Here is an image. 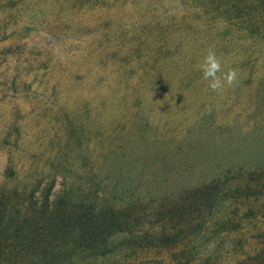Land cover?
<instances>
[{
  "label": "rangeland",
  "instance_id": "obj_1",
  "mask_svg": "<svg viewBox=\"0 0 264 264\" xmlns=\"http://www.w3.org/2000/svg\"><path fill=\"white\" fill-rule=\"evenodd\" d=\"M209 48L236 86L208 87ZM14 194L37 229L76 215L49 229L77 251L32 264H264V0H0L2 225Z\"/></svg>",
  "mask_w": 264,
  "mask_h": 264
},
{
  "label": "trees",
  "instance_id": "obj_2",
  "mask_svg": "<svg viewBox=\"0 0 264 264\" xmlns=\"http://www.w3.org/2000/svg\"><path fill=\"white\" fill-rule=\"evenodd\" d=\"M196 196L192 198L193 201L183 199L176 202H170L167 200L163 204L154 207L151 211H155L154 215H158L161 211L170 210L173 214V218H171V222H174L176 216V210L179 212L184 211L185 209L192 210L191 208L194 205H198V203H203V199L194 200ZM17 194H14V200H17L16 204H14V218L11 215V219L9 222H6L5 225L0 223V243H5L8 239L9 233L12 230V235H10L11 241H13L14 249L13 253L11 251L8 252L9 254H14V264H32L38 262L40 259L43 258H54L57 255H68L71 252H76V244H71L68 241H62L61 236L63 235L62 232L59 230L49 229V226L52 225H63L70 220L73 219L76 215L72 212H69L68 217L62 211V205L59 200H56V203L50 204L46 208L43 206V210L40 211L39 215V222L41 224H45L44 228H35L34 224L36 223V218L31 215L32 206L31 204L28 206L26 204V200L20 201ZM181 203V204H180ZM131 207V206H130ZM126 212H118L116 213L106 211H100L99 213L92 214L91 217L94 218L96 223L92 225H98L96 229H94L89 237H94L98 235V238L101 239L104 235H106V231L110 228H113L117 224L120 225L121 221L125 223V221H138L140 219H144L145 213L140 212L141 208H138L136 205L132 206L131 209L126 207ZM130 209V211H129ZM33 211V210H32ZM39 212V211H38ZM44 214H48L47 222L43 220ZM125 215V217H124ZM143 215V216H142ZM180 215V214H179ZM123 216V217H122ZM88 216L84 217L87 219ZM178 217V216H177ZM4 218V217H2ZM88 222L91 221V218L87 219ZM36 225V224H35ZM85 225V224H84ZM83 225V226H84ZM84 234V231H80L79 235ZM156 240V238H154ZM105 246L108 243L104 244Z\"/></svg>",
  "mask_w": 264,
  "mask_h": 264
},
{
  "label": "clouds",
  "instance_id": "obj_3",
  "mask_svg": "<svg viewBox=\"0 0 264 264\" xmlns=\"http://www.w3.org/2000/svg\"><path fill=\"white\" fill-rule=\"evenodd\" d=\"M202 78L209 82L208 87L214 92H222L225 87H234L238 84V74L235 69L222 72L221 59L214 49L209 48L200 64Z\"/></svg>",
  "mask_w": 264,
  "mask_h": 264
}]
</instances>
